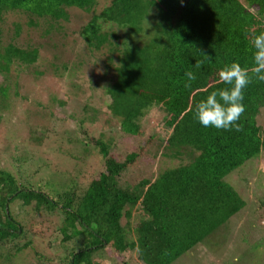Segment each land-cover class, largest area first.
Returning a JSON list of instances; mask_svg holds the SVG:
<instances>
[{
	"label": "trees",
	"instance_id": "16d2710c",
	"mask_svg": "<svg viewBox=\"0 0 264 264\" xmlns=\"http://www.w3.org/2000/svg\"><path fill=\"white\" fill-rule=\"evenodd\" d=\"M243 1L110 0L100 13L91 15L79 34L90 51L109 45L106 60L112 73L105 71L109 81L104 93L111 99V115L121 130L134 136L146 108L160 104L172 127L168 158L181 162L157 172L151 181L143 177L137 184H125L121 178L126 163L136 155L119 161L108 153L110 142L98 140L104 170L81 192L74 182L62 191H43L0 167V251L7 245L15 252L33 247L27 238L38 227L40 238L46 232L61 233L66 252L61 264H116L112 254L132 251L143 264H171L236 213L234 190L223 179L264 150V122L257 121L264 108V81L253 79L244 90L241 131L202 126L196 106L212 91L231 87L219 80L222 68L233 62L254 66L250 41L264 32V0ZM96 2L0 0V19L2 13L18 10L32 25L45 19L50 29L67 19L68 7L91 11ZM254 6L257 14L249 10ZM109 24L122 30L121 43L117 34L102 30ZM142 32L149 38L138 45ZM13 58L29 64L36 56L13 46L0 51V119L10 107L12 83L7 74ZM189 71L196 80L185 87ZM183 127L188 128L185 137L177 131ZM126 213L136 217L132 224L121 223ZM159 237L170 241L157 243ZM74 238L76 245L66 249L65 243Z\"/></svg>",
	"mask_w": 264,
	"mask_h": 264
},
{
	"label": "rangeland",
	"instance_id": "374dc122",
	"mask_svg": "<svg viewBox=\"0 0 264 264\" xmlns=\"http://www.w3.org/2000/svg\"><path fill=\"white\" fill-rule=\"evenodd\" d=\"M109 3L110 0H97L91 11L68 7L67 19L50 29L45 19H37L39 23L32 25L28 16L18 10L1 14L0 51L13 46L36 56L29 64L18 58L9 64L10 107L0 119V167L16 172L25 184L40 186L43 191H62L66 184L74 182L81 192L104 170L98 140L110 142L108 153L119 161L124 162L131 153L136 155L126 163L121 178L125 184H137L143 177L151 181L157 172L181 162L168 158L167 138L172 127L167 126L160 104L146 108L134 136L121 130L120 122L111 115V99L104 93L109 81L105 71L112 73L106 60L109 45L90 51L79 34L91 15L100 13ZM249 10L257 14L258 8ZM262 22L264 25V18ZM102 30L117 34L118 43L124 38L115 24L103 25ZM146 34L139 35L138 45L146 43ZM259 114L258 124L263 125L264 108ZM177 131L185 137L188 128ZM223 180L234 190L236 213L171 264H264V150ZM135 220L134 214L126 213L121 223L132 224ZM33 232L29 229L28 234L34 235L27 238L32 239L33 247L15 252L5 246L0 251V264L64 263L61 233L53 231L50 236L46 232V237L40 238L38 227ZM77 239L65 243V248L76 245ZM163 239L170 241L159 237L157 243L164 244ZM112 256L116 264H143L133 251Z\"/></svg>",
	"mask_w": 264,
	"mask_h": 264
},
{
	"label": "clouds",
	"instance_id": "9594fccd",
	"mask_svg": "<svg viewBox=\"0 0 264 264\" xmlns=\"http://www.w3.org/2000/svg\"><path fill=\"white\" fill-rule=\"evenodd\" d=\"M250 43L255 49L254 66L249 69L241 66L239 62H233L222 68L218 73L219 80L231 87L212 91L196 106V118L202 126L242 130L238 121L246 111L243 103L244 90L253 79L264 81V32L254 35ZM196 67H200L199 62ZM186 77L188 82L185 87H191V82L196 80V76L189 71Z\"/></svg>",
	"mask_w": 264,
	"mask_h": 264
}]
</instances>
